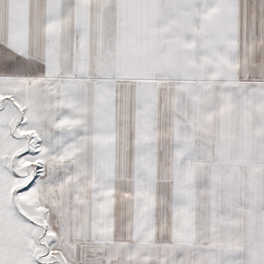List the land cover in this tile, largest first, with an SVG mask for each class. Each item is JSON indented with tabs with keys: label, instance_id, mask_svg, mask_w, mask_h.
<instances>
[{
	"label": "snow or ice",
	"instance_id": "6c2138e0",
	"mask_svg": "<svg viewBox=\"0 0 264 264\" xmlns=\"http://www.w3.org/2000/svg\"><path fill=\"white\" fill-rule=\"evenodd\" d=\"M0 264H264V0H0Z\"/></svg>",
	"mask_w": 264,
	"mask_h": 264
}]
</instances>
